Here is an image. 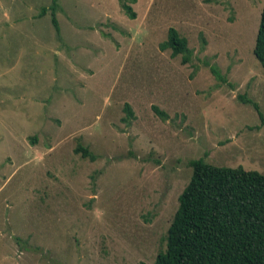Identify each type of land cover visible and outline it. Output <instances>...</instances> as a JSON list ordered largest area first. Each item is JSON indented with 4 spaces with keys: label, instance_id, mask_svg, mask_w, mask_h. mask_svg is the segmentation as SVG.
I'll list each match as a JSON object with an SVG mask.
<instances>
[{
    "label": "rangeland",
    "instance_id": "374dc122",
    "mask_svg": "<svg viewBox=\"0 0 264 264\" xmlns=\"http://www.w3.org/2000/svg\"><path fill=\"white\" fill-rule=\"evenodd\" d=\"M52 4L0 0V264H155L191 161L264 174V0Z\"/></svg>",
    "mask_w": 264,
    "mask_h": 264
},
{
    "label": "trees",
    "instance_id": "16d2710c",
    "mask_svg": "<svg viewBox=\"0 0 264 264\" xmlns=\"http://www.w3.org/2000/svg\"><path fill=\"white\" fill-rule=\"evenodd\" d=\"M58 6L59 0H53L52 22L59 32ZM122 7L136 17L130 5L123 3ZM160 48L171 50L174 58L181 56L183 64L191 61L188 40L175 28L169 29ZM254 55L264 68V7ZM125 110L127 118H133L131 106L126 105ZM76 152L94 159L82 146ZM190 166L191 181L179 197L166 250L158 254L155 264H264V174L243 167H217L204 158L191 161Z\"/></svg>",
    "mask_w": 264,
    "mask_h": 264
}]
</instances>
